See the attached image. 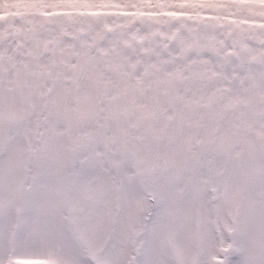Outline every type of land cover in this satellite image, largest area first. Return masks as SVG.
<instances>
[{"label": "snow or ice", "instance_id": "obj_1", "mask_svg": "<svg viewBox=\"0 0 264 264\" xmlns=\"http://www.w3.org/2000/svg\"><path fill=\"white\" fill-rule=\"evenodd\" d=\"M0 264H264V0H0Z\"/></svg>", "mask_w": 264, "mask_h": 264}]
</instances>
